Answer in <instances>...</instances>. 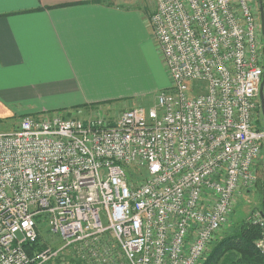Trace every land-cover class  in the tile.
Returning a JSON list of instances; mask_svg holds the SVG:
<instances>
[{"label": "built area", "instance_id": "built-area-1", "mask_svg": "<svg viewBox=\"0 0 264 264\" xmlns=\"http://www.w3.org/2000/svg\"><path fill=\"white\" fill-rule=\"evenodd\" d=\"M154 3L173 83L154 107L29 116L0 132V264H201L256 185L259 1ZM249 222L264 254V213Z\"/></svg>", "mask_w": 264, "mask_h": 264}, {"label": "crops", "instance_id": "crops-1", "mask_svg": "<svg viewBox=\"0 0 264 264\" xmlns=\"http://www.w3.org/2000/svg\"><path fill=\"white\" fill-rule=\"evenodd\" d=\"M119 0H2L0 132L24 117L141 107L165 64L147 10ZM128 2V3H127Z\"/></svg>", "mask_w": 264, "mask_h": 264}, {"label": "rangeland", "instance_id": "rangeland-1", "mask_svg": "<svg viewBox=\"0 0 264 264\" xmlns=\"http://www.w3.org/2000/svg\"><path fill=\"white\" fill-rule=\"evenodd\" d=\"M126 1L127 0H119L118 2L117 1L115 2L126 3ZM129 1L131 5L138 6L144 10H147L148 14H151L155 11L154 0H129ZM165 73L166 76L165 77L163 76V79L162 78L158 79V82L161 83L163 87L160 90L156 89L152 91L149 97L144 100V103L142 104L141 107L145 108L146 110L154 107L155 104L157 103V97L162 92L172 91L171 88L173 83L171 77L167 72L166 67H165ZM101 110H102L101 113L87 114L86 112H84L83 114L75 116V118L84 120L87 118H97L101 116L111 121L117 119L123 113L120 104L111 105V107L106 106ZM257 213H264V150L262 151V155L259 161L258 181L256 185L250 190L244 192L243 197L237 201L234 214L229 222V225L219 235V238L232 233L234 228L237 225H239L241 222H249L255 217Z\"/></svg>", "mask_w": 264, "mask_h": 264}, {"label": "trees", "instance_id": "trees-1", "mask_svg": "<svg viewBox=\"0 0 264 264\" xmlns=\"http://www.w3.org/2000/svg\"><path fill=\"white\" fill-rule=\"evenodd\" d=\"M260 238L259 226L241 222L232 233L216 238L201 264H264V254L256 247Z\"/></svg>", "mask_w": 264, "mask_h": 264}, {"label": "water", "instance_id": "water-1", "mask_svg": "<svg viewBox=\"0 0 264 264\" xmlns=\"http://www.w3.org/2000/svg\"><path fill=\"white\" fill-rule=\"evenodd\" d=\"M260 4V17H261V30H262V36L264 39V7L262 5L261 0H258ZM263 57H264V47H263ZM260 100H261V108H262V113L264 116V73H263V78H262V83L260 86Z\"/></svg>", "mask_w": 264, "mask_h": 264}, {"label": "snow or ice", "instance_id": "snow-or-ice-1", "mask_svg": "<svg viewBox=\"0 0 264 264\" xmlns=\"http://www.w3.org/2000/svg\"><path fill=\"white\" fill-rule=\"evenodd\" d=\"M0 3H2V0H0Z\"/></svg>", "mask_w": 264, "mask_h": 264}]
</instances>
